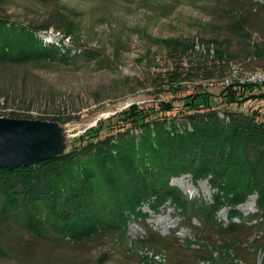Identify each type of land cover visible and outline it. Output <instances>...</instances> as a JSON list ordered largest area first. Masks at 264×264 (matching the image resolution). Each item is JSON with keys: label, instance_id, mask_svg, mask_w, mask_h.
<instances>
[{"label": "rangeland", "instance_id": "1", "mask_svg": "<svg viewBox=\"0 0 264 264\" xmlns=\"http://www.w3.org/2000/svg\"><path fill=\"white\" fill-rule=\"evenodd\" d=\"M0 15L82 51L59 63H0V118L47 123L66 150L131 105L187 95L204 94L214 108L256 111L264 120V100L238 104L227 95L250 94L228 89L237 78L264 75V0H5ZM241 18L244 32L237 29ZM86 54L93 58L83 60ZM171 183L191 199L212 194L206 180L189 175ZM254 202L250 196L238 206L245 218L256 211ZM227 211L214 214L218 224L228 225ZM146 224L160 244L146 239L138 221L125 233L79 244L0 231V264H264V230L219 234L195 218L184 221L170 206L149 212Z\"/></svg>", "mask_w": 264, "mask_h": 264}, {"label": "trees", "instance_id": "2", "mask_svg": "<svg viewBox=\"0 0 264 264\" xmlns=\"http://www.w3.org/2000/svg\"><path fill=\"white\" fill-rule=\"evenodd\" d=\"M244 27L241 18L237 29L244 32ZM34 31L0 15V63H59L82 52ZM89 55L82 59H92ZM227 87L250 93L229 92L230 102L264 100V81L237 80ZM212 103L206 95L194 94L147 108L131 105L99 121L67 152L0 169V231L17 229L32 239L79 244L125 233L131 221H138L146 239L158 245L162 238L146 220L149 212L167 206L184 221L195 218L219 234L264 230V120L256 111L219 110ZM183 175L206 180L210 199H191L171 183ZM250 196L256 211L245 218L238 206ZM224 207L226 226L213 217ZM5 253L0 244V254Z\"/></svg>", "mask_w": 264, "mask_h": 264}, {"label": "water", "instance_id": "3", "mask_svg": "<svg viewBox=\"0 0 264 264\" xmlns=\"http://www.w3.org/2000/svg\"><path fill=\"white\" fill-rule=\"evenodd\" d=\"M67 151L59 130L47 123L0 118V169L33 165Z\"/></svg>", "mask_w": 264, "mask_h": 264}, {"label": "built area", "instance_id": "4", "mask_svg": "<svg viewBox=\"0 0 264 264\" xmlns=\"http://www.w3.org/2000/svg\"><path fill=\"white\" fill-rule=\"evenodd\" d=\"M239 83H246V82H252V83H260L264 81V75H260V76H253L250 78H237ZM226 85H229V80L227 79L225 81Z\"/></svg>", "mask_w": 264, "mask_h": 264}]
</instances>
